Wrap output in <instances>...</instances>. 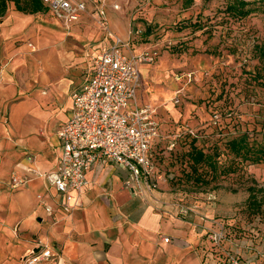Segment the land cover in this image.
I'll use <instances>...</instances> for the list:
<instances>
[{
  "label": "rangeland",
  "instance_id": "rangeland-1",
  "mask_svg": "<svg viewBox=\"0 0 264 264\" xmlns=\"http://www.w3.org/2000/svg\"><path fill=\"white\" fill-rule=\"evenodd\" d=\"M116 2L119 10L113 13L126 27L128 54L157 53L152 64L140 67L147 72L138 90V105L154 106L160 126L155 164L165 179L151 191L165 204L154 210L190 224L196 239L188 257L194 263L209 254L215 261L236 254L247 264H264V84L254 78L261 67L258 47L264 44V0ZM37 16L36 25L53 20L48 13ZM113 22L108 15L106 27L117 35ZM184 73L194 80L175 79ZM176 97L179 105L172 103ZM242 136L259 162L228 150V143ZM172 137L176 147L168 151ZM192 148L213 156L215 168L192 167ZM250 188L258 211L249 205ZM215 231L221 235L217 244L211 240Z\"/></svg>",
  "mask_w": 264,
  "mask_h": 264
},
{
  "label": "crops",
  "instance_id": "crops-1",
  "mask_svg": "<svg viewBox=\"0 0 264 264\" xmlns=\"http://www.w3.org/2000/svg\"><path fill=\"white\" fill-rule=\"evenodd\" d=\"M114 3L105 7L106 17L116 22L114 36L127 42ZM9 4L0 17V264H22L40 246L55 257L39 264H216L210 254L192 262L188 255L196 237L190 224L155 211L165 204L158 192L144 183L126 188L128 173L107 162L86 173L88 185L70 215H63L56 191L40 178L11 187V174L27 175L32 167L41 173L56 170V133L71 113V94L88 79L90 57L112 39L92 4L68 27L44 5V11L23 14ZM42 13L53 20L37 26L35 17ZM146 72L140 68V84ZM140 97L137 92V106L148 104L138 105ZM37 195H43L51 215L38 205Z\"/></svg>",
  "mask_w": 264,
  "mask_h": 264
},
{
  "label": "built area",
  "instance_id": "built-area-1",
  "mask_svg": "<svg viewBox=\"0 0 264 264\" xmlns=\"http://www.w3.org/2000/svg\"><path fill=\"white\" fill-rule=\"evenodd\" d=\"M92 12L99 20L104 34L112 44L104 47L100 54L90 57V72L86 82L71 94V113L68 120L56 133L60 145V157L55 171L41 173L30 168L27 175L12 174L10 185L13 189L25 186L30 178H40L52 187L59 197L63 215H70L78 206L79 196L87 187L86 173L97 163L107 162L126 171V188L144 183L156 190L164 181V173L156 166L153 146L160 137V126L154 106H137L136 94L140 88V67L150 65L157 56L155 51H143L127 55L128 43L114 36L107 29L105 4L107 0H91ZM53 17L65 25L77 23L86 11L83 1L40 0ZM119 10L117 3L112 4ZM176 80H194L191 73L176 74ZM179 105V98L172 101ZM133 104V106H132ZM193 134V133H191ZM176 147V138L166 142V149ZM37 200L48 215L52 208L42 196ZM219 232H213L211 240L217 244ZM168 243V238H163ZM216 264H247L236 254H221ZM220 255V256H221ZM47 246H40L21 259L22 264H39L54 258Z\"/></svg>",
  "mask_w": 264,
  "mask_h": 264
},
{
  "label": "trees",
  "instance_id": "trees-1",
  "mask_svg": "<svg viewBox=\"0 0 264 264\" xmlns=\"http://www.w3.org/2000/svg\"><path fill=\"white\" fill-rule=\"evenodd\" d=\"M193 0H185V3L187 5L192 4ZM13 3L16 10L23 14H35L41 11H44V6L40 2V0H0V17H2L7 9V4ZM258 56H259V62H260V69L256 76L257 80H261V82L264 84V44L260 47H258ZM247 138L245 136H242L238 140H232L228 143V150L230 153L233 154V156L238 157L242 160H249L253 162H259V158H255L254 154L252 153L251 147H249V144L247 143ZM193 141V140H192ZM192 143V142H191ZM191 160V166L196 167L201 163H208V165L214 169L215 168V161L213 156L209 154H205L203 151L192 148L190 151V159ZM196 169L193 168L192 172H194ZM200 179H197L199 181ZM254 189L250 188L249 192L253 193ZM250 194L249 196V205L256 211L259 210L260 206L256 201V196L253 194Z\"/></svg>",
  "mask_w": 264,
  "mask_h": 264
}]
</instances>
